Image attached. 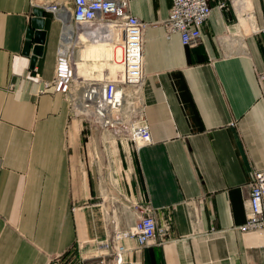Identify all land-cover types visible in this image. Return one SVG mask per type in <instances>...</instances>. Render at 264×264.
I'll return each instance as SVG.
<instances>
[{"label":"crops","instance_id":"0c3cea01","mask_svg":"<svg viewBox=\"0 0 264 264\" xmlns=\"http://www.w3.org/2000/svg\"><path fill=\"white\" fill-rule=\"evenodd\" d=\"M47 2L61 3L0 0V264H113L102 242L146 212L168 223L167 236L142 249L120 239L122 264H264V233L237 230L253 171L264 169V0H207L194 47L166 34L171 0H129L146 23L151 142L137 148L71 116L51 83L61 40L51 12L42 54L23 53L32 8ZM81 31L70 48L82 40L77 70L91 76L100 56L85 53L103 49L87 48L104 31L92 28L88 42Z\"/></svg>","mask_w":264,"mask_h":264},{"label":"built area","instance_id":"2783aa9c","mask_svg":"<svg viewBox=\"0 0 264 264\" xmlns=\"http://www.w3.org/2000/svg\"><path fill=\"white\" fill-rule=\"evenodd\" d=\"M70 23L72 34L78 27L103 29L99 35L118 53V59L111 61L121 67L119 78L110 76V70L98 71L91 76L76 77L71 54L61 53V40L57 50V71L51 83L61 89L70 106L71 116L79 117L95 129L108 132L120 143L131 142L136 148L151 142V133L145 121L142 87L143 28L140 21L129 11V0H70ZM51 12L61 22V39L67 24L65 4L47 2L42 7ZM211 13L207 0H171L168 17L162 21L166 34H178L181 43L197 46L202 41L201 29ZM120 30V40H115V29ZM76 28V30H75ZM264 32V27L261 28ZM83 36L89 31H81ZM96 31L94 30V37ZM97 36V35H96ZM102 72V73H101ZM260 83L264 81V71L258 74ZM49 82L44 83L48 87ZM75 107L80 109L79 113ZM168 223L159 225L152 214L139 216L132 226L114 235L111 241H103L113 264L124 263L127 248L120 239H135L136 247L142 249L151 244H161L168 233ZM241 233H264V169L254 170L249 182L247 214L243 224L237 227Z\"/></svg>","mask_w":264,"mask_h":264},{"label":"bare ground","instance_id":"6f19581e","mask_svg":"<svg viewBox=\"0 0 264 264\" xmlns=\"http://www.w3.org/2000/svg\"><path fill=\"white\" fill-rule=\"evenodd\" d=\"M65 17H66V21H67V24L65 25L64 27V31H63V36H62V39H61V53H66L69 51V53L71 54L72 56V61H73V69L75 70V74H76V77L78 78L80 75H81V72L79 71V69L77 70V66L79 67V65H81V62L83 60V55H84V50H85V44H83L82 40H79L77 41L76 43L78 45L81 46L79 52L77 53L75 49H71L70 46L71 45H74V43L72 44L73 40H72V26H71V23H70V10L68 8H65ZM81 28V27H79ZM83 28V27H82ZM92 28L93 27H88V29H78V33L79 34V30H83V31H89L91 32L92 31ZM115 29V40L118 42L120 39V30L117 26L114 27ZM85 38H87L86 36H84ZM81 38V37H80ZM79 39V38H78ZM77 39V40H78ZM75 40V39H74ZM101 40H105V39H102ZM97 44L101 45V47L103 48L102 50L99 51V56L101 55L100 52H110L112 49L110 47V44L105 41H97L96 42ZM77 45V46H78ZM110 48V49H109ZM76 56L80 58V61H79V65L77 64V60H76ZM100 63H98L99 65ZM110 70V76H113V77H116V78H119L120 75H121V68L120 69H117V70H114V69H109ZM79 72V74H78ZM86 76V75H85ZM76 111L79 113L80 109H78L77 107H75ZM120 193V192H119Z\"/></svg>","mask_w":264,"mask_h":264},{"label":"water","instance_id":"95a60500","mask_svg":"<svg viewBox=\"0 0 264 264\" xmlns=\"http://www.w3.org/2000/svg\"><path fill=\"white\" fill-rule=\"evenodd\" d=\"M45 10L42 7L35 6L32 8L30 25L27 30V39L23 46V53L29 55L31 53V61L33 62L37 56L42 54V45L44 43L43 15Z\"/></svg>","mask_w":264,"mask_h":264},{"label":"rangeland","instance_id":"374dc122","mask_svg":"<svg viewBox=\"0 0 264 264\" xmlns=\"http://www.w3.org/2000/svg\"><path fill=\"white\" fill-rule=\"evenodd\" d=\"M38 1L39 0H37V2ZM60 2L62 4H65L66 8H68L69 10L72 9V5H71L70 0H60ZM114 27L115 26H113V28ZM85 40H86V42H88V40L86 38H85ZM101 41H104V40H100V42ZM93 43L95 45L97 44L95 42H90V43H88L89 46H88L87 49H92V50L95 49L96 47H94L95 45H93ZM110 47H111V49H113V45L110 44ZM89 53H96L98 55L99 52H93V51L92 52H86L85 53V58H87V56H88ZM100 53H102V52H100ZM111 56L113 57V59H115V58L118 59V53L115 52V51H112V50L110 52H108V53H102V55H100V57L96 56L98 58L97 61L94 60V64L93 65H89L90 66V72L93 71V70L102 71V70H106V69H114V70L120 69L121 67L118 64L113 63L111 61ZM98 63H100V64L97 65ZM85 69H86V71H84L85 73H90V72H88L89 71V68L87 66L85 67ZM78 74H79V72H78ZM80 76H82V75H80Z\"/></svg>","mask_w":264,"mask_h":264}]
</instances>
